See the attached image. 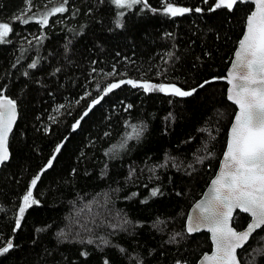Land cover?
<instances>
[{
  "label": "trees",
  "instance_id": "16d2710c",
  "mask_svg": "<svg viewBox=\"0 0 264 264\" xmlns=\"http://www.w3.org/2000/svg\"><path fill=\"white\" fill-rule=\"evenodd\" d=\"M215 4L174 0L190 11L170 16L165 0L125 9L112 0H0V22L11 28L0 41V95L18 110L0 168V247L13 242L0 264H196L210 251L209 235L189 234L185 221L226 147L236 108L224 78L253 8ZM121 80L137 86L104 92ZM144 82L195 91L146 92ZM36 176L37 203L17 228ZM249 220L236 212L232 224ZM238 257L264 264V227Z\"/></svg>",
  "mask_w": 264,
  "mask_h": 264
},
{
  "label": "snow or ice",
  "instance_id": "6c2138e0",
  "mask_svg": "<svg viewBox=\"0 0 264 264\" xmlns=\"http://www.w3.org/2000/svg\"><path fill=\"white\" fill-rule=\"evenodd\" d=\"M112 2L118 8H131L138 3H144V0H112ZM237 2L238 0H216L215 7H226L231 10ZM251 2L255 4V10L247 17L246 32L239 41V48L235 53L236 60L233 62L228 79V83L232 85L228 98L238 106L239 110L230 130L222 168L212 181V194L203 205L197 206L200 214L195 217L196 229L201 224L207 225L216 245L213 254L204 257L206 264H238L236 249L243 246L254 230L264 226V0H251ZM145 7H147L146 3ZM64 10L61 4L51 9L49 14ZM163 11L170 16H180L190 9L174 6V0H165ZM196 11L199 12L201 9L197 8ZM23 22L26 23L27 20ZM40 22L47 23V14ZM117 23L119 24V21ZM10 31L8 23L0 22V41ZM29 67H35V63ZM123 83L137 86L136 81L121 80L109 84L104 92H110ZM139 86L146 92L158 90L177 96H190L195 91V89L183 91L175 85H153L148 82ZM98 102L94 100L93 104ZM15 116V102L0 95V163L8 159V133L11 131ZM76 126L74 124L73 128ZM132 128L138 136L136 126L133 125ZM59 150L58 145L56 151ZM51 163L50 159L47 166ZM38 179L39 176H36L31 181V186L22 198L23 203L16 219L17 228L20 227V217L23 216L26 208L37 203L32 198L31 189ZM152 195H156V191H153ZM233 209H240L250 214L251 222L244 231L237 232L229 226L228 221ZM188 230L192 231L193 228L189 227ZM12 247L13 242L8 240L6 246L0 247V254L8 252Z\"/></svg>",
  "mask_w": 264,
  "mask_h": 264
},
{
  "label": "water",
  "instance_id": "95a60500",
  "mask_svg": "<svg viewBox=\"0 0 264 264\" xmlns=\"http://www.w3.org/2000/svg\"><path fill=\"white\" fill-rule=\"evenodd\" d=\"M247 1H249V2L253 5L252 11H254V10H255V4H254L253 2H251V0H247ZM252 11H251V12H252ZM251 12H250V13H251ZM247 17H248V16H247ZM246 22H247V18H246V21H245V26H244V30H243V34H242V36H241V39L243 38V36H244V34H245V32H246ZM241 39H240V40H241ZM238 48H239V44H238V46L236 47L235 51L233 52V55H232V58H231V62H230V64H229V67H228L227 72H226V77L224 78V81L228 84V86H227V90H226V96H227V99H228V100H229V101L235 106V108H236V111H235L234 117H233L232 122H231V124H230V126H229L228 135H227L226 147H225V150H224V152H223V154H222V156H221V159H220V161H219L218 167H217V169H216V171H215L213 177L210 179V181H209L208 185L206 186L204 192L202 193L201 197H200L199 199H197V200L192 204V206L190 207V209H189V211H188V214H187V217H186V221H185V229H186V231H187L189 234H195V233H202V232H205V233H207V234L209 235V240H210V243H211V249H210L209 252H205V253H204V254L198 259V261H197L196 264H206V262H205V260H204V257H205V256H211V255L213 254V252L215 251V248H216V245H215V243H214V241H213L212 233L209 231V227H208L207 225H205V224H201V226H200L198 229H196V227H195V217L198 216V215L200 214V209H199L197 206H198V205H203V204H204V203L210 198V196H211V194H212V187H213V185H212V181L217 177L218 173L220 172V170H221V168H222V164H223V161H224V153H225V151H226V149H227V145H228V141H229V137H230V130H231L232 124H233V122H234L235 115H236V113H237L238 110H239V109H238V106H237L232 100H230V99L228 98V97H229V94H230L229 89L232 87V85H230V84L228 83L229 72H230V70H232V68H233V62L236 60V55H235V53H236V51L238 50ZM148 83L154 85L153 82H148ZM142 88H143V87H142ZM143 89H144V88H143ZM5 97H7L8 99H10L8 96H5ZM15 112H16L15 120H14V122L12 123L11 131L8 133V140H7L8 159L5 160V161H3L2 163H0V168H1V166H2L4 163H6V162L9 160V157H10V151H9V147H8L9 137H10V135H11L13 129H14V126H15V124H16V122H17V119H18V110H17V106H16V104H15ZM236 212L245 213V212L240 211V209H233L232 216H231V218H230L229 221H228L229 226H230L231 228H233L234 230H236L237 232L244 231V230L247 228L248 224L251 222V219H252V218H251L250 214L245 213V214H247V215L249 216L250 220H249V222L247 223V225H246L244 228H242L241 230H237V229L233 226V224H232V219H233L234 214H235ZM190 218H191V219H190ZM189 227H192L193 230H192V231H189V230H188ZM262 227H264V226H262ZM262 227H261V228H262ZM259 229H260V228L254 230V231L252 232V234L249 236L248 240L243 244V246L240 247V248H238V249H236V259H237V261H238V264H241V263H240V260H239V257H238V251L244 247V245L249 241V239L251 238V236H252L257 230H259Z\"/></svg>",
  "mask_w": 264,
  "mask_h": 264
},
{
  "label": "rangeland",
  "instance_id": "374dc122",
  "mask_svg": "<svg viewBox=\"0 0 264 264\" xmlns=\"http://www.w3.org/2000/svg\"><path fill=\"white\" fill-rule=\"evenodd\" d=\"M124 9L127 8V7H123ZM164 85H172V84H164ZM33 198V197H32ZM23 203V202H22ZM19 216V215H18Z\"/></svg>",
  "mask_w": 264,
  "mask_h": 264
}]
</instances>
